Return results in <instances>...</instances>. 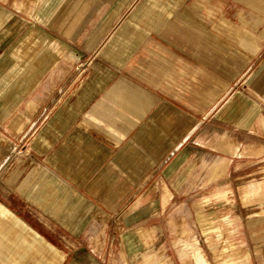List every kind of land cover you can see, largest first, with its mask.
Listing matches in <instances>:
<instances>
[{
	"label": "crops",
	"instance_id": "0c3cea01",
	"mask_svg": "<svg viewBox=\"0 0 264 264\" xmlns=\"http://www.w3.org/2000/svg\"><path fill=\"white\" fill-rule=\"evenodd\" d=\"M136 1L120 0L117 8L129 9ZM94 3L89 8L97 9ZM176 3L167 7L171 14L176 9L168 23L156 13L153 20L139 18L136 33L122 34L116 54L97 66L101 72L96 67L91 74L90 95L75 100V105L88 106L90 127L107 145L95 144L82 154L76 144L58 145L59 161L47 162L46 168L67 169L69 178L55 171L50 186L48 174L40 197L32 194L28 180L19 183L17 166L7 175L0 161V264H65L66 240L73 239L66 230L74 233L82 216L110 215L114 201L117 211L128 209L127 224L160 215L177 195L186 194L199 162L214 158L207 168L219 179L227 178L231 167L249 166L250 174L262 167L264 0ZM239 10H245L242 16ZM16 12L0 0V106L12 90L26 87L10 74L29 70L33 44L23 34L38 26L28 29ZM106 34L101 40L106 37L108 46L117 32ZM97 46L91 44L90 56ZM43 53L37 62L50 57ZM74 56L83 57L76 46ZM42 147L44 151L46 145ZM62 147L66 157L60 155ZM72 169L88 171L83 179L82 172ZM55 184L68 185L72 200ZM124 186L136 187L130 191ZM255 190V185L246 186L244 197ZM88 201L90 207L82 213ZM249 232L256 249H264V221L251 218ZM261 259L256 256L255 263L264 264Z\"/></svg>",
	"mask_w": 264,
	"mask_h": 264
},
{
	"label": "rangeland",
	"instance_id": "374dc122",
	"mask_svg": "<svg viewBox=\"0 0 264 264\" xmlns=\"http://www.w3.org/2000/svg\"><path fill=\"white\" fill-rule=\"evenodd\" d=\"M3 1L15 6L17 16L28 29L33 28V23L38 26L23 34L33 44L29 70L23 71L22 67L21 72L10 74L11 80L24 81L26 87L12 90L11 97L4 98L0 106V161L7 175L11 166H17L14 172L19 183L24 185L28 180L32 194L40 197L43 183L50 177L49 185L53 186L56 172L69 178L67 169L46 168L47 162L59 161L58 145L76 144L77 154L95 144L107 145L105 137L90 127L88 106L75 105V100L90 95L91 74L116 54L122 34L140 30L139 18L153 20L156 13L159 18L163 14L168 23L176 9H172V15L167 7L177 3L137 0L123 10L117 8L120 0ZM92 2L98 5L97 9L89 8ZM123 11V21L117 25V17ZM239 11L242 16L245 10ZM113 31L117 32L115 41L105 46L106 37L101 40L102 37ZM94 37L98 46L90 56ZM74 46L82 50L81 60L74 56ZM43 51L49 52L50 57L37 62L45 54ZM42 145H46L44 151ZM60 151L66 157L63 147ZM213 159L197 164L186 194L180 198L177 195L160 215L127 224L128 209L117 211L118 202L114 201L110 215L82 216L74 233L66 230L74 240H66L65 264H256V256L264 260V249H256L249 232L251 218L264 221V158H260L262 167L258 172L252 170L256 173L250 174L249 166L238 170L231 167L230 175L220 179L207 168ZM71 160L62 158L65 163L78 161ZM72 171L82 172L83 178L88 170ZM248 185H255L257 190L245 198L244 188ZM55 186L61 195L72 200L73 191L68 185ZM126 187L131 191L136 186ZM146 187L154 190V185ZM89 205V201L83 203L82 213ZM256 211L258 214L251 216Z\"/></svg>",
	"mask_w": 264,
	"mask_h": 264
}]
</instances>
